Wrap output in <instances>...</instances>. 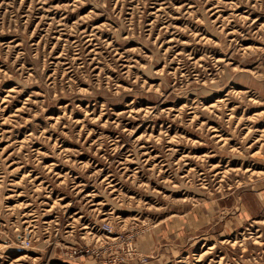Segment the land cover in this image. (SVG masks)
Here are the masks:
<instances>
[{
  "label": "rangeland",
  "instance_id": "1",
  "mask_svg": "<svg viewBox=\"0 0 264 264\" xmlns=\"http://www.w3.org/2000/svg\"><path fill=\"white\" fill-rule=\"evenodd\" d=\"M0 264H264V0H0Z\"/></svg>",
  "mask_w": 264,
  "mask_h": 264
}]
</instances>
